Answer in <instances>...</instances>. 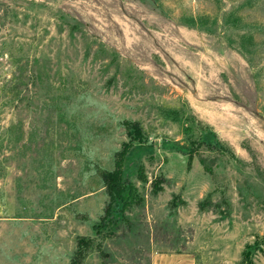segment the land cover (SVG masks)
<instances>
[{
  "label": "rangeland",
  "instance_id": "374dc122",
  "mask_svg": "<svg viewBox=\"0 0 264 264\" xmlns=\"http://www.w3.org/2000/svg\"><path fill=\"white\" fill-rule=\"evenodd\" d=\"M156 255L264 264V0H0V264Z\"/></svg>",
  "mask_w": 264,
  "mask_h": 264
},
{
  "label": "trees",
  "instance_id": "16d2710c",
  "mask_svg": "<svg viewBox=\"0 0 264 264\" xmlns=\"http://www.w3.org/2000/svg\"><path fill=\"white\" fill-rule=\"evenodd\" d=\"M127 152V149L122 152L121 155ZM121 161L116 164V170L108 175L106 181V192L109 198V203L106 208V214L109 213L110 208L112 205L116 206H123L129 203L131 199V191H127L126 186L121 181ZM127 191V192H126Z\"/></svg>",
  "mask_w": 264,
  "mask_h": 264
},
{
  "label": "crops",
  "instance_id": "0c3cea01",
  "mask_svg": "<svg viewBox=\"0 0 264 264\" xmlns=\"http://www.w3.org/2000/svg\"><path fill=\"white\" fill-rule=\"evenodd\" d=\"M153 264H190L182 255H156Z\"/></svg>",
  "mask_w": 264,
  "mask_h": 264
}]
</instances>
